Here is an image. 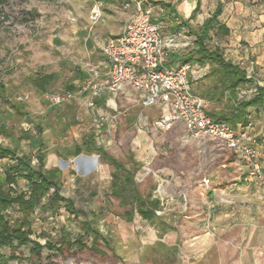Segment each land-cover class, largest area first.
Returning a JSON list of instances; mask_svg holds the SVG:
<instances>
[{"label": "crops", "instance_id": "obj_1", "mask_svg": "<svg viewBox=\"0 0 264 264\" xmlns=\"http://www.w3.org/2000/svg\"><path fill=\"white\" fill-rule=\"evenodd\" d=\"M97 1L100 8L107 12H101L105 23L102 25L104 33L109 36L120 34L133 7L124 8L121 0ZM158 1H163V4ZM148 2L152 7V19L162 26L166 46L181 44L192 38L188 26H199L220 5L218 20L228 29V33L214 34L211 31L209 47L218 46L225 59L244 68L248 77L253 79V85L244 93L245 97L250 95L256 83L264 84V0ZM176 31H182L183 36L174 37L173 33ZM192 47L193 41L188 45L172 48L168 52L166 63L169 66L183 64L179 60L172 61L170 55L174 53L173 57L183 58ZM98 59V68L103 71L101 53ZM184 63L190 65L189 82L193 81L196 87V79L207 75L208 64ZM84 74L79 86L88 72ZM127 92L136 96L133 91L124 93ZM243 92L241 89L238 94L241 96ZM107 95L116 94L103 93L102 97L99 95L94 98L95 104L108 106L111 98L103 102ZM204 101L205 110L219 111L226 103V97L221 101ZM47 103L53 106L48 101ZM155 108H159L157 115L169 109L166 106ZM246 118L252 123L249 131L258 141L257 160L264 173V104L248 107ZM240 126L241 123L236 124V128ZM164 133L161 139L163 148L147 156L149 163L154 161L158 166L150 168L163 177L160 188L162 207L156 213L161 224L156 227L136 212L130 221H126L122 213L117 216L119 221L114 220L107 226L113 232L112 243L110 235L106 234L107 229L103 231L101 225L94 227L109 240L112 253L120 259L115 264H121V261L126 264H264V190L246 177L245 164L211 139L198 137L187 140L185 127L181 122H176ZM140 139L139 137L133 141L134 148L138 146ZM172 142L178 145L180 143L176 165L171 161L165 162L164 159L154 160L157 155L166 156ZM134 158L141 164V152L137 151ZM145 164L140 165L136 176L142 174ZM203 177H208V185L201 183ZM37 212L30 217L32 230L33 220L41 217V212L35 215ZM66 216L71 217L73 222L78 220L72 214ZM42 220L45 221L43 217ZM82 222L87 221L82 220L80 223ZM40 233L41 229L36 233L33 230V236ZM1 252L7 255L9 250L3 248Z\"/></svg>", "mask_w": 264, "mask_h": 264}, {"label": "rangeland", "instance_id": "obj_2", "mask_svg": "<svg viewBox=\"0 0 264 264\" xmlns=\"http://www.w3.org/2000/svg\"><path fill=\"white\" fill-rule=\"evenodd\" d=\"M95 8L98 15L94 14ZM104 11L97 0H0V120L6 126L0 143L17 144L18 152L33 156L34 149L21 137L22 132L35 133L37 123L43 127L45 167L61 170L62 195L73 201L78 219L73 222L71 217L67 218L70 213L63 208L52 215L41 212V217L33 220V230L36 233L41 229L52 238L57 237L62 224L73 235L78 233L80 222L86 220L94 227L101 225L103 231L107 229L112 243L113 232L107 226L114 220L119 221L117 216L129 208L110 195L113 166L96 153L82 151L72 155L75 145L84 146L86 139L92 137L97 146L130 168V158L135 159L137 151L143 156L141 164L150 167L149 153L163 148L161 139L165 131L150 124L159 108L143 107L132 92L107 95L103 102L111 98L108 106L95 102L87 106L83 94L76 100L49 106L44 93L32 84L33 76L53 73L57 79L47 91H67L69 84L78 86L83 73L99 69V46L109 36L102 29L105 23L101 12ZM192 88L196 89L193 81ZM21 111L28 113L27 119ZM99 117L103 118V124L97 128ZM67 123L70 125L66 126ZM139 137V144L134 148L133 141ZM171 146L175 150V160L171 163L176 165L180 143L172 142ZM138 178L136 186L141 194L146 195L156 187L154 175ZM24 185L19 180V186ZM21 250L18 251L21 261L11 260L9 264H31L24 259L27 249ZM103 250L104 255L89 250L69 251L65 258L57 256L54 260L56 264L119 262L114 253L105 247ZM121 264L126 263L121 261Z\"/></svg>", "mask_w": 264, "mask_h": 264}, {"label": "trees", "instance_id": "obj_3", "mask_svg": "<svg viewBox=\"0 0 264 264\" xmlns=\"http://www.w3.org/2000/svg\"><path fill=\"white\" fill-rule=\"evenodd\" d=\"M121 1L123 3V0ZM144 2L151 6L148 0ZM158 2L163 4V1ZM220 12L221 7L218 5L199 26L195 28L188 26V32L192 36L190 39L193 41V47L188 55L179 58L173 57L174 53H172L170 56L172 61L208 64L209 70L205 78L196 79V89L192 88L190 81V88L204 100L221 101L226 97L222 109L205 111L214 121L225 122L230 127L236 128V124L241 123L242 126L249 120L246 118L248 107L264 104V84L256 83L250 95L245 97L246 90L253 85V79L248 77L244 68L225 59L222 49L218 46L209 47L211 31H214V34L228 33V29L218 20ZM84 76L83 73V78ZM56 79L57 75L51 73L33 76L31 80L35 88L45 93ZM79 87L69 84L67 91H76ZM241 89L244 90L243 96L238 94ZM21 113L27 119L28 113L25 111ZM69 125L70 123L66 124ZM5 128V122L0 120V135L5 132ZM34 130L35 133L24 130L21 135L34 149L33 156L18 152L17 144L0 143V161H3L0 164V264H7L11 260L21 261L18 252H22L21 248L27 249L24 259L31 264H56L54 258L57 256L65 258L69 251L89 250L104 255L101 245L112 252L109 240L90 222L80 223V231L74 235L62 225L56 238L44 233L33 236L30 217L36 211L49 212L52 215L63 208L75 219L77 216L73 201L62 195L61 170L58 167H45L43 127L37 123ZM218 145L222 146L219 143ZM82 151L96 153L113 166L109 185L110 195L118 198L122 206H129L123 212L126 221H130L136 212L156 227L161 224L156 215V211L161 210L162 207L160 199L152 192L141 194L136 186V172L141 165L139 162L130 158L132 167L130 168L129 165L107 154L103 147L97 146L92 137L86 139L84 146L75 145L72 155L77 156ZM231 155L233 156L232 153ZM174 156L175 150L170 146L166 156L157 155L154 160L164 159L163 161L169 162L175 160ZM153 162L150 163V167L158 168ZM19 180L24 182L23 188L19 186ZM15 213L20 215H13ZM41 238L43 241L40 240ZM3 248H8L7 255L1 252Z\"/></svg>", "mask_w": 264, "mask_h": 264}, {"label": "built area", "instance_id": "obj_4", "mask_svg": "<svg viewBox=\"0 0 264 264\" xmlns=\"http://www.w3.org/2000/svg\"><path fill=\"white\" fill-rule=\"evenodd\" d=\"M123 6L133 7L123 30L116 36L104 37L99 46L104 61L103 71L92 68L78 90L47 91L45 99L50 105H59L76 100L83 94L86 95L85 104L92 106L94 98L102 93L133 91L143 107L169 108L152 119V127L165 131L181 122L187 140L206 137L217 141L245 164L246 177L264 190V173L257 160L258 141L249 131L251 121L239 128L214 121L205 111L204 99L190 88V65L166 66L168 52L177 46L190 44L192 39L166 46L162 26L152 19L150 5L144 0H123ZM94 14H99L98 8L94 9ZM173 36L180 37L183 33L176 31ZM102 124L103 118L99 117L96 127ZM149 174L154 175L157 182L152 193L162 201L160 188L163 178L149 166L143 167L139 178L142 180ZM201 183L208 185V177H203Z\"/></svg>", "mask_w": 264, "mask_h": 264}]
</instances>
